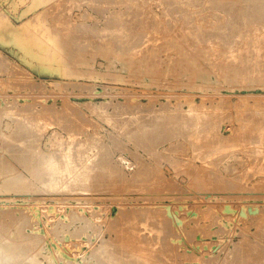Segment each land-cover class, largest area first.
<instances>
[{
  "label": "rangeland",
  "instance_id": "rangeland-1",
  "mask_svg": "<svg viewBox=\"0 0 264 264\" xmlns=\"http://www.w3.org/2000/svg\"><path fill=\"white\" fill-rule=\"evenodd\" d=\"M188 1L0 0V162L31 179L0 172V241L22 262L264 263V0ZM68 151L92 183L44 191L18 159Z\"/></svg>",
  "mask_w": 264,
  "mask_h": 264
},
{
  "label": "bare ground",
  "instance_id": "bare-ground-1",
  "mask_svg": "<svg viewBox=\"0 0 264 264\" xmlns=\"http://www.w3.org/2000/svg\"><path fill=\"white\" fill-rule=\"evenodd\" d=\"M171 1V0H170ZM179 1V0H178ZM180 1H184V0H180ZM188 1V0H187ZM190 1V0H189ZM188 1V3H190ZM218 1V0H217ZM248 1V0H247ZM256 1V0H255ZM263 1V0H262ZM191 2H192V0H191ZM193 2H195L194 0H193ZM212 2V1H211ZM210 2V5L212 4ZM214 2H216V1H214ZM229 2H231V1H229ZM250 2V4L252 3H254V2H252L251 0L249 1ZM249 2H248V5H250L249 4ZM260 2L261 1H258L257 3H256V6H254V7H257V4H260ZM174 3H176V2H174ZM180 3V2H179ZM182 3H186V2H182ZM182 3H180L182 6H183V4ZM220 3L221 2H219L218 4L220 5ZM226 3H227V1H226ZM226 3H223L224 5L226 4ZM232 3V2H231ZM230 3V4H231ZM178 3H176V5H177ZM222 4V5H223ZM251 4V5H252ZM255 4V3H254ZM253 4V5H254ZM175 4H173V6H174ZM179 5V4H178ZM188 5H190V4H188ZM205 5V4H204ZM215 5H217V4H214V6ZM226 5H229V4H226ZM236 5V4H235ZM243 6H245L244 4H242ZM247 5V6H248ZM250 5V6H251ZM263 4H261V5H259V7H261ZM218 6V5H217ZM230 6H232V5H230ZM237 6V5H236ZM246 6V7H247ZM250 6H248V7H250ZM174 7H176V6H174ZM173 7V8H174ZM181 8V6L179 5L178 6V8ZM186 7H188L187 5H186ZM185 7V8H186ZM190 7H191V5H190ZM222 7V6H221ZM224 7H226V6H223V10H224ZM240 7V6H239ZM247 7V8H248ZM264 7V6H263ZM263 7H262V9H263ZM179 8V10H181ZM184 8V7H183ZM216 8V7H215ZM231 8V7H230ZM234 8H236V7H234ZM241 8V7H240ZM243 8V7H242ZM253 8V7H252ZM258 8V7H257ZM187 9V8H186ZM189 9V8H188ZM227 9H229V7L227 8ZM227 9H225L226 11H229V10H227ZM237 9V8H236ZM239 9V8H238ZM244 9V8H243ZM246 9V8H245ZM250 9V8H249ZM254 9H256V8H254ZM260 9V8H259ZM233 10V9H232ZM253 10V9H252ZM252 10H250V11H252ZM257 10V9H256ZM264 10V9H263ZM231 11V10H230ZM235 11V10H234ZM238 11V10H237ZM240 11V10H239ZM243 11H245V10H243ZM243 11H241V12H243ZM259 10H257V12H258ZM261 11V10H260ZM232 12V11H231ZM231 12H230V14H231ZM248 12V11H247ZM254 12H256L255 10H254ZM257 12H256V14H257ZM238 13V12H237ZM259 13H261V12H259ZM244 14V13H243ZM242 14V15H243ZM248 14H251L250 12L248 13ZM248 14H246L247 16H248ZM252 14H253V12H252ZM264 14V13H263ZM263 14H257V16H259V15H263ZM239 15V14H238ZM236 16V15H235ZM244 16V15H243ZM241 17V16H240ZM250 17V16H249ZM262 17V16H261ZM245 18V17H244ZM253 18V17H252ZM243 19V18H242ZM247 19V18H246ZM246 19H244V21L246 20ZM249 19V18H248ZM125 20V19H124ZM249 20H251V18L249 19ZM248 20V21H249ZM220 21V20H219ZM248 21H247V23H248ZM228 22H229V20H228ZM237 23H239V22H237ZM241 23H243V21L241 22ZM245 23H246V21H245ZM245 23H243V24H245ZM223 25L222 26H224V24L225 23H222ZM226 24H231V22L230 23H226ZM225 24V25H226ZM242 24V25H243ZM248 24H250V22L248 23ZM248 24H246V25H248ZM219 25V24H218ZM233 25V26H232ZM263 25V24H262ZM219 26H221V25H219ZM228 26V25H227ZM226 26V27H227ZM230 26H232V27H234V24H231ZM243 26H245V25H243ZM252 26V25H251ZM216 27V26H215ZM225 27V26H224ZM224 27H222V28H224ZM235 27H236V25H235ZM247 27V26H246ZM264 27V26H263ZM78 28V27H77ZM249 28H250V26H249ZM245 29V28H244ZM128 30V29H127ZM252 30V29H251ZM250 30V33L252 32ZM246 31V30H245ZM234 32V31H233ZM247 33V32H246ZM73 36V35H72ZM79 36V35H78ZM114 36V35H113ZM244 36V35H243ZM134 37V36H133ZM116 38V37H115ZM116 40V39H115ZM128 40V39H127ZM137 40V39H136ZM83 41V40H82ZM121 41V40H120ZM125 41V40H124ZM131 41V40H130ZM116 42H118V41H116ZM135 42V41H134ZM135 43H137V42H135ZM108 44V43H107ZM106 44V45H107ZM133 44V43H132ZM70 45V44H69ZM120 45V44H119ZM222 45V44H221ZM77 46V45H76ZM118 46V45H117ZM121 46V45H120ZM225 46V45H224ZM71 47V46H70ZM81 47V46H80ZM131 47V46H130ZM119 48V47H118ZM121 48V47H120ZM126 48V47H125ZM72 49V48H71ZM70 49V50H71ZM75 49V48H74ZM86 49V48H85ZM128 49V48H127ZM124 50V49H123ZM74 51V50H73ZM80 51V50H79ZM85 51V50H84ZM75 52H76V50H75ZM74 53V52H73ZM81 53V52H80ZM116 54V53H115ZM122 54V53H121ZM70 55V54H69ZM76 55V54H75ZM230 57V56H229ZM234 58V57H233ZM118 59V58H117ZM123 59V58H122ZM126 61V60H125ZM111 62V61H110ZM118 62H119V59H118ZM111 63H113V62H111ZM110 63V64H111ZM108 65V64H107ZM152 66V65H151ZM108 67H109V65H108ZM110 68V67H109ZM113 68H115V64H114V66H113ZM106 69H108V68H106ZM140 70V69H139ZM235 70V69H234ZM239 70V69H238ZM74 72V71H73ZM71 73V72H70ZM76 73V72H75ZM140 73V72H139ZM121 76V75H120ZM121 81V80H120ZM131 96V95H130ZM138 106V105H137ZM170 108V107H169ZM161 109V108H160ZM190 111V110H189ZM192 111H194V110H192ZM180 112V111H179ZM161 113V112H160ZM139 114V113H138ZM147 114V113H146ZM171 114V113H170ZM181 114V113H180ZM186 114V113H185ZM217 114V113H216ZM184 115V114H183ZM145 116V115H144ZM158 116V115H157ZM180 116V115H179ZM164 117V116H163ZM181 117V116H180ZM191 117V116H190ZM202 117V116H201ZM16 118V117H15ZM174 118V117H173ZM176 118V117H175ZM179 118V117H178ZM186 118H188V117H186ZM204 118V117H203ZM14 119V118H13ZM132 119V118H131ZM192 119H193V117H192ZM198 119H200V118H198ZM19 120V119H18ZM125 120H126V118H125ZM162 120V119H161ZM172 120V119H171ZM176 120V119H175ZM180 120H182V119H180ZM28 121V120H27ZM151 121V120H150ZM166 119L164 120V123H166ZM170 121V120H169ZM179 121V120H178ZM25 122V121H24ZM156 122V121H155ZM160 121H158L157 123H159ZM40 123V122H39ZM163 122L161 121V124H162ZM168 123V122H167ZM188 123V122H187ZM23 124V123H22ZM139 124V123H138ZM179 124H180V122H179ZM199 124V123H198ZM147 125V124H146ZM149 125V124H148ZM17 126V125H16ZM29 126V125H28ZM117 126H119V125H117ZM163 126V125H162ZM159 127H161V126H159ZM133 128V127H132ZM165 128V127H164ZM21 129V128H20ZM29 129V128H28ZM134 129V128H133ZM162 129V128H161ZM31 130V129H30ZM30 130H29V132H30ZM28 131V130H27ZM26 131V132H27ZM146 131V130H145ZM145 131H144V133H145ZM18 132H20V131H18ZM35 133H36V131H35ZM122 133V132H121ZM23 134H25V133H23ZM6 135V134H5ZM27 135V134H26ZM18 136V135H17ZM22 136V135H21ZM20 136V137H21ZM123 136V135H122ZM140 136V135H139ZM142 136V135H141ZM147 136V135H146ZM151 136V135H150ZM5 137V136H4ZM6 137H8V135L6 136ZM35 137H37L36 135H35ZM126 137V136H125ZM138 137V136H137ZM19 138V137H18ZM27 138V137H26ZM70 138V137H69ZM97 138V137H96ZM134 138V137H133ZM143 138H144V136H143ZM149 138V137H148ZM10 139V138H9ZM22 140V139H21ZM20 140V141H21ZM27 140V139H26ZM29 140V139H28ZM27 140V141H28ZM37 140V139H36ZM36 140H34V141H36ZM32 141V140H31ZM39 141V140H38ZM69 141V140H68ZM17 142H18V140H17ZM30 142V141H29ZM59 142V141H58ZM9 143H10V141H9ZM57 143V142H56ZM98 143V142H97ZM7 144V143H6ZM20 144H22V146L24 145V144H26L25 142H20ZM32 144V143H31ZM34 144H35V142H34ZM59 144V143H58ZM89 144H91V143H89ZM118 144V143H117ZM8 145V144H7ZM37 145V144H36ZM66 145V144H65ZM97 145V144H96ZM100 145V144H99ZM119 145V144H118ZM11 146V145H10ZM38 146V145H37ZM59 146V145H58ZM109 146V145H108ZM120 146L121 145H119V148H120ZM4 147V146H3ZM19 147V146H18ZM32 147V146H31ZM31 147H28V148H31ZM55 147V146H54ZM97 147V146H96ZM11 148V147H10ZM26 148V147H25ZM33 148V147H32ZM31 148V149H32ZM37 148V147H36ZM36 148H33L34 150L36 149ZM41 148V147H40ZM39 148V149H40ZM111 148V147H110ZM13 149V148H12ZM32 149V150H33ZM58 149V148H57ZM73 149V148H72ZM89 149V148H88ZM94 149V148H93ZM8 150H9V148H8ZM7 150V151H8ZM25 150V149H24ZM28 149H26L25 151H23V152H26ZM30 150V149H29ZM29 150H28V153H30L29 152ZM14 151V150H13ZM21 151V150H20ZM36 152H38V150H35ZM35 151H33L34 153H31V155L33 154H35ZM40 151H42V150H39V153H40ZM62 151V150H61ZM80 151V150H79ZM90 151V150H89ZM99 151V150H98ZM16 152V151H15ZM22 152V153H23ZM74 152H75V149H74ZM106 152V151H105ZM108 152V151H107ZM38 153V154H39ZM46 153V152H45ZM44 153V155L43 154H41V155H43V156H41V158H40V162L38 163V162H34V161H31V160H28V159H32V156L30 157L29 156V158L27 159V158H25L26 157V155H24L23 157L24 158H19V156H18V159L20 160V162L22 161V164H25L24 166L26 167V168H28V169H26V172H27V170H29L28 172L29 173H31V177H32V179L35 181V179L37 180H39L40 181V184L39 185H41V189L43 188V190L44 191H49V192H51V191H57V190H60V189H68L69 188V185H70V183L68 182V180H67V182H68V184L66 185L64 182V178H70L69 180H71L72 181V183L71 184H75V182L76 183H82L83 185L84 184H89V183H92V181L90 180L91 179V176H90V171H92L91 170V168L90 167H88L89 165H86V166H83V167H78L77 166V163L75 164V162H74V160H76V158L74 159V158H72V154L68 151L64 156L63 155H60V156H63V159L62 158H60V159H58L59 157H58V154L57 153H55L56 155H57V157L58 158H56V155H54V154H51V155H49L48 157H45L46 156V154ZM50 153V152H49ZM53 153V152H52ZM109 153V152H108ZM107 153V154H108ZM24 154V153H23ZM25 154H27V153H25ZM37 153L35 154V156H37L38 155ZM62 154V153H61ZM71 154V155H70ZM105 154V153H104ZM107 154H105V156H108ZM110 154V153H109ZM30 155V154H29ZM48 155V154H47ZM74 155V154H73ZM78 155V154H77ZM101 155H103V153L101 154ZM120 155V154H119ZM12 156V155H11ZM28 156V155H27ZM40 156H38V158H36L37 160L39 159V157ZM6 157V156H5ZM86 157V156H85ZM90 157V156H89ZM99 157V156H98ZM97 157V158H98ZM101 157H103V156H101ZM14 158V157H13ZM12 158V159H13ZM17 159V160H18ZM74 159V160H73ZM112 159V158H111ZM16 160V159H15ZM16 160V161H17ZM33 160H34V158H33ZM80 160V159H79ZM4 161V160H3ZM3 161H1L0 162V167H1V170H0V172H4L10 179H11V177H13L14 178V181H13V183H11V184H14V185H16V188L18 187L19 188V190H20V188L21 189H25V191H29V190H26V189H28L30 186H31V184H30V181H31V179L29 180L28 178H26V176L25 177H22L20 174L18 175H15L16 173H12V166H10V164H8V163H3ZM86 161V160H85ZM99 161H101L100 159H98V162ZM103 161V160H102ZM101 161V162H102ZM105 161V160H104ZM106 161H107V159H106ZM18 162V161H17ZM32 162H34L33 164H32ZM87 162H92L93 164L94 163H96L97 161L95 160V158L92 160H88ZM86 162V163H87ZM99 163L100 165L102 164V163ZM19 163V162H18ZM83 163V162H82ZM104 164V163H103ZM12 165V164H11ZM33 165V166H32ZM95 165V164H94ZM99 165V166H100ZM95 166H97L98 167V165H95ZM92 168H94V166L92 165L91 166ZM96 167V168H97ZM104 169H106L107 167H106V164L104 165V166H102ZM96 168H95V170H96ZM100 168V167H99ZM112 168V167H111ZM110 168V169H111ZM15 169V168H14ZM98 169V168H97ZM108 169H109V167H108ZM94 170V169H93ZM99 170V169H98ZM102 170V169H101ZM114 170H116V169H114ZM97 171V170H96ZM10 172V173H9ZM98 172V171H97ZM103 172H105V171H103ZM113 172V171H112ZM8 173V174H7ZM109 173V172H108ZM1 175H4V174H1ZM93 175V174H92ZM99 175H100V173H99ZM102 175V174H101ZM101 178H103V177H101ZM8 179V178H7ZM64 179V180H63ZM98 179V178H97ZM32 180V181H33ZM3 181V180H2ZM6 181V180H5ZM5 181H3L4 182V184H7V183H5ZM62 181H64L63 183L65 184V186H64V184L62 183ZM75 181V182H74ZM89 181H91V182H89ZM95 181V180H94ZM2 182V183H3ZM8 182H9V179H8ZM38 182V181H37ZM89 182V183H88ZM98 182V181H97ZM33 184V186L35 185V183L34 182H32ZM39 183V182H38ZM63 185H62V184ZM11 184H8V185H11ZM82 184L81 185H79V186H81V188H82ZM1 185V184H0ZM7 185V186H8ZM13 185V186H14ZM12 186V187H13ZM72 186V185H71ZM86 186H88V185H86ZM1 187V186H0ZM4 187H6L5 185H4ZM34 187H36V186H34ZM76 187V186H75ZM85 187V186H84ZM2 189H4L3 188V185H2V187H1ZM8 188H10V187H8ZM15 187H14V189H16ZM32 188V187H31ZM39 188V187H38ZM38 188L36 189V190H38ZM71 188V187H70ZM74 188V187H73ZM80 188V189H81ZM72 189V188H71ZM11 189H9V191H10ZM13 190V189H12ZM5 191H7V188L5 189ZM17 191H18V189H17ZM11 192V191H10ZM13 192H14V190H13ZM16 192V191H15ZM24 192V191H23ZM58 192V191H57ZM56 193V192H55ZM2 199V198H1ZM2 211V210H1ZM11 213V212H10ZM1 214H3L4 215V212H2ZM5 216V215H4ZM14 217V216H13ZM76 217V216H75ZM74 217V218H75ZM1 218V217H0ZM76 218H78V217H76ZM2 219V218H1ZM11 219V218H10ZM3 220V219H2ZM20 220V219H19ZM23 220V219H22ZM4 221V220H3ZM0 222H1V220H0ZM17 222V221H16ZM20 222V221H19ZM2 223V222H1ZM25 223H26V221H25ZM14 224H12V226H13ZM23 225H24V223H23ZM22 225V226H23ZM87 225H89V224H87ZM3 226H4V224H3ZM7 226H9V225H7ZM11 226V228H13ZM21 226V227H22ZM25 226H26V224H25ZM83 226V225H82ZM1 227V226H0ZM10 227V226H9ZM21 227H17V229H19V230H21ZM5 229H6V226L4 227ZM8 228V227H7ZM10 228V229H11ZM24 228V227H23ZM57 228V227H56ZM9 229V228H8ZM7 229V230H8ZM9 229V230H10ZM26 229V228H25ZM83 229V228H82ZM85 229V228H84ZM1 230H2V227H1ZM23 230V229H22ZM21 230V231H22ZM3 231V230H2ZM6 231V230H5ZM20 231V232H21ZM25 231V230H24ZM11 232V231H10ZM15 232V231H14ZM57 232V231H56ZM4 233H6V235L7 234H9V233H7V231L6 232H4ZM3 233V234H4ZM18 233V232H17ZM23 233V232H22ZM58 233V232H57ZM21 234V233H20ZM19 234V235H20ZM26 234V233H25ZM15 234L13 233L12 234V236L13 237H17L16 235H18V234H16L15 236H14ZM18 235V236H19ZM27 235H28V233H27ZM3 236V235H2ZM1 236V234H0V237H2ZM20 236H22V234L20 235ZM4 237H5V235H4ZM9 237H11L10 236V234H9ZM26 237V236H25ZM25 237H23V238H25ZM39 237V236H38ZM37 237V238H38ZM55 237V236H54ZM53 237V238H54ZM6 238V237H5ZM4 238V239H5ZM8 238V237H7ZM30 238V237H29ZM0 239H3V238H0ZM10 239H12V238H10ZM15 239H17V238H15ZM22 239V238H21ZM32 239V238H31ZM39 239V238H38ZM27 240V239H26ZM33 241H34V239H32ZM36 240V239H35ZM39 240H41V238L39 239ZM17 241H18V243H17ZM17 241H11V240H3V241H0V264H26V260L28 259V255H29V258H30V254H28L27 255V259H24L25 261V263L24 262H22V260H23V257H24V255H25V253L24 252H26V251H24V248H23V244L21 243L22 241H20L19 239H17ZM19 241H20V243H19ZM28 241H29V239L27 240V243H28ZM30 242H32L31 240H30ZM46 242V241H45ZM26 243V242H25ZM34 245H36L37 244V241H34ZM39 243V242H38ZM41 243V242H40ZM108 244H109V242H107ZM107 243H105V244H107ZM28 244H30V243H28ZM27 244V245H28ZM32 244H33V242H32ZM42 244V243H41ZM107 244V245H108ZM111 244V243H110ZM26 245V244H25ZM31 245V244H30ZM114 245H117L118 246V244H114ZM113 245V246H114ZM121 245V244H120ZM130 245V244H129ZM129 245H128V247H129ZM102 246H104V245H102ZM140 246L141 245H139V247L138 248H140ZM29 247H31V246H29ZM28 247V250L30 249ZM100 247V246H99ZM98 247V248H99ZM105 247H106V251H108L107 249H109V248H107L108 246H106L105 245ZM127 247V246H126ZM133 247V246H132ZM34 248H36V247H34ZM33 248V249H34ZM37 248H39V247H37ZM97 248V249H98ZM117 248V247H116ZM122 248V247H121ZM145 248V247H144ZM48 249V248H47ZM113 249H114V247H113ZM113 249H112V251H113ZM123 249H125V248H123ZM130 249H132V248H130ZM141 249H143V248H141ZM146 249V248H145ZM27 250V251H28ZM36 250V249H35ZM34 250V251H35ZM38 250V249H37ZM102 250H104V248L102 249ZM116 250V249H115ZM122 250V249H121ZM134 250V249H133ZM100 251H101V249H100ZM99 251V252H100ZM105 251V252H106ZM110 251L111 250H109V253H110ZM116 251H118V249L116 250ZM127 251H128V249H127ZM136 251V250H135ZM149 251V250H148ZM37 252V251H36ZM114 252V251H113ZM113 252L112 253H110L111 255L113 254ZM122 252V251H121ZM120 252V253H121ZM131 253H133L132 251H130ZM139 252H140V250H139ZM144 253H145V251H143ZM147 252V251H146ZM152 252V251H151ZM28 253H29V251H28ZM32 253H33V251H32ZM103 253H104V251H103ZM107 254V255H110V254ZM119 253V252H118ZM129 253V252H128ZM127 253V254H128ZM137 251H136V254L134 253V254H131V256H129V258L130 257H132V259L133 260H131V261H133L134 262V259H135V261H136V259H138V260H141V258H143L144 257V261H146L147 259L146 258H148V257H146L145 258V256H142V255H144L143 253L141 254V255H137ZM149 253V252H148ZM27 254V253H26ZM38 254V253H37ZM37 254H33L35 257L33 258V260H37L38 261V258H36V256H37ZM50 254V253H49ZM106 254V253H105ZM151 254V253H150ZM153 254V253H152ZM151 254V255H152ZM39 255V254H38ZM100 255H101V253H100ZM106 255V256H107ZM115 255H116V253H115ZM115 255H114V257H115ZM121 255V254H120ZM125 255H126V252H125ZM129 255H130V253H129ZM147 255V254H146ZM154 255V254H153ZM31 256H32V254H31ZM51 256V255H50ZM102 256V255H101ZM100 256V257H101ZM105 256V255H104ZM104 256H102L103 258H104ZM123 256V255H122ZM150 256V255H149ZM244 256V255H243ZM102 257H101V259H102ZM108 258H110L111 260H112V257H110V256H107ZM116 257L118 258L119 256H118V254L116 255ZM126 257V256H125ZM128 257V256H127ZM245 257V256H244ZM25 258V257H24ZM32 258H30V260L32 259ZM50 258V257H49ZM120 258V257H119ZM124 258V257H123ZM129 258H125V259H128L129 260ZM59 259V258H58ZM110 259H108V262L110 263V262H113V261H109ZM114 259V258H113ZM122 259V258H121ZM148 259H153V258H148ZM240 259V258H239ZM29 260V261H30ZM33 260H31L30 262H32V264L34 263V262H36V261H33ZM104 260H107L106 258H104L103 259V261ZM117 260V259H116ZM242 260V259H241ZM241 260H239V261H241ZM28 261V260H27ZM57 261V260H56ZM102 261V260H101ZM102 261V262H103ZM118 262L116 263V264H121V261H119V260H117ZM125 261V260H124ZM127 261V260H126ZM154 261V260H153ZM152 261V262H153ZM239 261H237V262H239ZM246 262H247V260H245ZM245 261L244 262H242V264L243 263H245ZM29 262V263H30ZM42 262V261H41ZM49 262H51V261H49ZM58 262H59V260H58ZM105 262H107V261H105ZM130 262V261H129ZM141 262V261H140ZM142 262H143V260H142ZM148 262V261H147ZM146 262V263H147ZM150 262V261H149ZM147 263V264H150V263ZM158 262V261H157ZM264 262V261H263ZM37 263V262H36ZM39 263V262H38ZM37 263V264H38ZM54 263V262H53ZM69 263V262H68ZM100 263V262H99ZM99 263H95V264H99ZM115 263V262H114ZM124 263V262H123ZM127 263V262H126ZM126 263H124V264H126ZM143 263H145V262H143ZM142 263V264H143ZM251 263V262H250ZM28 264V263H27ZM51 264V263H50ZM101 264V263H100ZM103 264V263H102ZM105 264H107V263H105ZM110 264H112V263H110ZM128 264V263H127ZM135 264H136V262H135ZM153 264V263H152ZM161 264V263H160ZM249 264V263H248ZM264 264V263H263Z\"/></svg>",
  "mask_w": 264,
  "mask_h": 264
}]
</instances>
